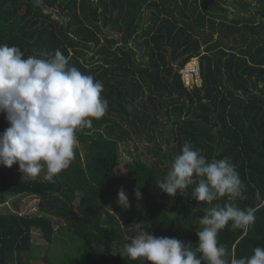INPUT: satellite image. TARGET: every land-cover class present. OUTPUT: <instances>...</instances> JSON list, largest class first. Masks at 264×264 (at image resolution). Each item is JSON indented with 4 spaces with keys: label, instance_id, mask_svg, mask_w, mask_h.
Wrapping results in <instances>:
<instances>
[{
    "label": "trees",
    "instance_id": "trees-1",
    "mask_svg": "<svg viewBox=\"0 0 264 264\" xmlns=\"http://www.w3.org/2000/svg\"><path fill=\"white\" fill-rule=\"evenodd\" d=\"M0 44L25 58L59 49L102 81L109 102L76 133L75 159L52 179L0 166V206L39 200L37 214H20L19 200L11 212L3 206L0 264L30 263L34 229L48 243L58 228L82 243L66 264H147L122 256L134 223L195 249L199 219L229 198L210 205L194 198L195 184L175 197L157 187L186 141L209 161L229 158L245 185L246 198L234 202L258 208L246 231L229 222L219 244L236 258L264 246V0H0ZM194 58L202 86L189 89L182 70ZM8 126L0 113V133ZM138 136L154 161L134 158L119 178L120 145ZM121 188L127 209L116 202Z\"/></svg>",
    "mask_w": 264,
    "mask_h": 264
},
{
    "label": "clouds",
    "instance_id": "clouds-1",
    "mask_svg": "<svg viewBox=\"0 0 264 264\" xmlns=\"http://www.w3.org/2000/svg\"><path fill=\"white\" fill-rule=\"evenodd\" d=\"M103 90L102 81L70 66L59 49L25 58L18 47L0 44V113L9 125L0 133V166L18 164L23 175L33 178L46 169L47 179L67 169L78 147L76 133L92 128L93 119L104 117L108 110ZM194 184L197 201L212 205L221 197L229 198L223 206L206 209L199 219L202 229L196 232L197 247L176 238L157 237L142 223H134L138 234L124 244L122 256L147 264H264V246L254 248L249 257L236 258L218 242L220 231L229 222L232 230L246 231L255 223L258 211L255 207L242 209L234 202L246 198L235 165L229 158L209 161L186 141L156 185L175 197ZM135 196L141 198L138 189ZM116 202L124 209L130 207L122 188Z\"/></svg>",
    "mask_w": 264,
    "mask_h": 264
},
{
    "label": "rangeland",
    "instance_id": "rangeland-1",
    "mask_svg": "<svg viewBox=\"0 0 264 264\" xmlns=\"http://www.w3.org/2000/svg\"><path fill=\"white\" fill-rule=\"evenodd\" d=\"M140 56V54L138 55ZM141 60V59H140ZM120 166L117 169L119 178L127 176V164L132 162L134 158L142 156L144 161H154V158L148 151V143L143 137H134L129 145H120ZM12 167L19 168L18 164ZM46 176V169L41 172L38 177ZM28 178H32L27 175ZM8 205L0 206V213L6 211H13L12 205L16 200L20 202V214H37L39 200L34 196L24 195L19 198L8 197ZM79 202V198L76 203ZM5 206V207H3ZM63 226V225H60ZM59 226V227H60ZM82 243L74 238L66 229L58 228L57 234L52 243L46 242L42 237L40 231L34 229L33 231V250L29 255V264H66V262L74 257L81 255Z\"/></svg>",
    "mask_w": 264,
    "mask_h": 264
},
{
    "label": "built area",
    "instance_id": "built-area-1",
    "mask_svg": "<svg viewBox=\"0 0 264 264\" xmlns=\"http://www.w3.org/2000/svg\"><path fill=\"white\" fill-rule=\"evenodd\" d=\"M183 82L189 89L202 86L200 74V62L198 58H194L182 70Z\"/></svg>",
    "mask_w": 264,
    "mask_h": 264
}]
</instances>
